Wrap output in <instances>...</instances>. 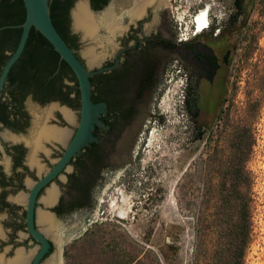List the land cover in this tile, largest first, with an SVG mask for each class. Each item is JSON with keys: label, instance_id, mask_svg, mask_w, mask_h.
<instances>
[{"label": "flooded vegetation", "instance_id": "flooded-vegetation-1", "mask_svg": "<svg viewBox=\"0 0 264 264\" xmlns=\"http://www.w3.org/2000/svg\"><path fill=\"white\" fill-rule=\"evenodd\" d=\"M107 3L112 35L101 65L109 68L90 76L98 80H90L91 99L104 102L106 110L91 129L95 140L84 144L35 194L32 228L48 242L36 262L42 243L28 224L30 195L59 162L76 131L79 88L74 75L69 79L71 86L62 81L61 92L36 95L25 82L18 86L14 62L0 89V264H47L49 259L66 264V242L78 237L64 241L59 250L57 244L90 221L101 195L120 175L127 182L132 179L138 165V150L132 151V145L148 127L151 110L160 120L157 102L169 83L175 88L176 103L189 117H206L219 105L228 35L240 17L234 26L229 24L235 13L233 2L223 23L211 21L208 9L209 24L198 30V9L184 32L167 0H105ZM68 30L76 38L73 49L84 63L70 12ZM217 48H222L220 53ZM45 131H59L60 136H41ZM49 189L54 197L46 200Z\"/></svg>", "mask_w": 264, "mask_h": 264}, {"label": "rangeland", "instance_id": "rangeland-1", "mask_svg": "<svg viewBox=\"0 0 264 264\" xmlns=\"http://www.w3.org/2000/svg\"><path fill=\"white\" fill-rule=\"evenodd\" d=\"M232 2L170 0V6L184 32L190 27L191 15L206 6L210 20L223 23L232 11ZM248 10L247 18L241 15L228 35L229 55L220 70L223 79L217 109L206 117H189L176 103L175 88L169 83L157 102L160 120L151 110L148 127L133 145L132 151L138 150V165L132 179L127 182L120 175L102 194L86 230L93 224H105L114 234L147 244L159 255L165 251L173 263L190 264L208 154L216 143L222 144L218 132L224 126V113L229 111L236 121L244 120L241 113L247 107L253 144L246 167L254 203L244 264H264V4L255 2ZM257 99L260 105L253 116Z\"/></svg>", "mask_w": 264, "mask_h": 264}, {"label": "trees", "instance_id": "trees-1", "mask_svg": "<svg viewBox=\"0 0 264 264\" xmlns=\"http://www.w3.org/2000/svg\"><path fill=\"white\" fill-rule=\"evenodd\" d=\"M74 1H49L51 20L72 49L76 38L69 32L68 23ZM255 2L264 4V0H233L235 13L229 24L234 26L239 15L245 14L247 18L248 8ZM90 3L98 9L105 0H90ZM24 17L23 0H0V70L16 47ZM15 65L20 77L18 86H25L22 83L25 82L36 95L61 92L63 78L74 79L69 65L34 27L30 28ZM90 80L98 82L91 77ZM259 105L257 99L253 116ZM247 114L246 107L241 113L245 119L240 117L236 121L229 117V111L224 113V126L218 132L222 144L216 143L208 154L190 264H244L251 241L254 203L252 178L246 167L253 144L252 119ZM65 258L66 264H176L169 261L165 251L161 250L159 255L147 244L140 245L114 234L105 224H93L70 241L65 246Z\"/></svg>", "mask_w": 264, "mask_h": 264}, {"label": "water", "instance_id": "water-1", "mask_svg": "<svg viewBox=\"0 0 264 264\" xmlns=\"http://www.w3.org/2000/svg\"><path fill=\"white\" fill-rule=\"evenodd\" d=\"M49 1L50 0H23L25 17L20 24V36L15 49L12 53H10L9 57L0 70L1 89L10 67L18 59L24 49L30 28L34 27L48 40L53 49L58 53L59 57L69 65L75 75L79 88L80 108L76 131L59 162L46 176H44L40 181L36 183L30 195V204L28 208V224L32 233L42 243V248L35 256L34 262H36L37 259L46 250L48 242L32 228V201L39 187L49 179H51L73 154H75L88 141L95 140V138L92 136L91 129L94 123H100L99 116L102 112H105L106 106L104 102L92 101L90 76L93 73L104 71L109 68L108 66H102L101 64L108 54L107 48L109 42L111 41L112 35V27L110 26L109 22V3L105 4L102 8L95 10L94 8H92L90 0H75L69 12L72 29L74 30V32L79 33L80 36V42L78 43L77 50L81 58L84 60L83 63L75 53L74 49H72L66 43V41L54 26L50 17ZM142 1L146 3L149 0ZM167 5L169 7V10L171 11L170 0H167ZM93 67H96V69L90 70ZM63 81L68 86L72 85L68 77H64ZM34 113L36 117L37 113ZM64 114L68 119H71V115L68 112H64ZM42 135L46 138L53 135L57 137L60 136L59 131H45L41 134V136ZM53 197L54 191L53 189H49L47 195L44 198L46 200H51ZM98 204L99 202L91 213L92 216L90 221L83 222L82 229L77 234L68 236L67 238L60 241L57 244L58 250L61 248L64 241L70 240L73 237H79L82 232L93 222ZM42 219L45 221H49V218L45 216ZM55 241H58V239H55ZM47 264H54L53 259H49L47 261Z\"/></svg>", "mask_w": 264, "mask_h": 264}, {"label": "bare ground", "instance_id": "bare-ground-1", "mask_svg": "<svg viewBox=\"0 0 264 264\" xmlns=\"http://www.w3.org/2000/svg\"><path fill=\"white\" fill-rule=\"evenodd\" d=\"M207 13H208V8L206 6V8L201 9L199 14L195 17V21H196V28L199 30L203 27L206 26L207 22H208V18H207ZM194 24V23H193ZM209 24V22H208ZM167 96L164 97V101L165 103H167ZM169 100V99H168ZM166 106V105H165ZM155 132V131H154Z\"/></svg>", "mask_w": 264, "mask_h": 264}]
</instances>
